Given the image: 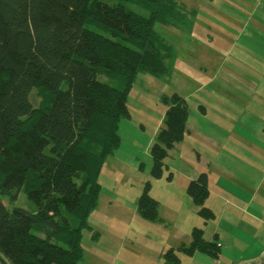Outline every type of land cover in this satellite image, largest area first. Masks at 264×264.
Segmentation results:
<instances>
[{
	"label": "trees",
	"instance_id": "16d2710c",
	"mask_svg": "<svg viewBox=\"0 0 264 264\" xmlns=\"http://www.w3.org/2000/svg\"><path fill=\"white\" fill-rule=\"evenodd\" d=\"M124 1L0 0V264L83 260L82 232L104 158L118 147L128 94L139 72L167 74L176 58L153 23L193 28L196 12L176 0H135L150 8L147 17ZM169 98L152 152L154 178L184 135L187 103L177 93ZM208 190L201 172L186 192L205 210ZM21 192L34 211L3 203ZM157 207L145 189L138 212L154 220ZM220 247L194 228L183 250L218 258ZM165 264H180L173 250Z\"/></svg>",
	"mask_w": 264,
	"mask_h": 264
},
{
	"label": "rangeland",
	"instance_id": "374dc122",
	"mask_svg": "<svg viewBox=\"0 0 264 264\" xmlns=\"http://www.w3.org/2000/svg\"><path fill=\"white\" fill-rule=\"evenodd\" d=\"M176 1L196 12L193 28L181 31L158 21L153 23V30L174 50L176 58L167 74L139 72L128 94V115L118 123V147L106 155L101 166L97 205L83 229L84 258L77 264H165L172 250L180 264H232L236 251L234 177L253 182L251 190L264 187V88L256 90L259 98L255 100V90L240 80L242 87L235 82L239 77L234 76V60H239L236 73L249 75L246 55L238 57L247 40L234 34H240L242 23L264 20V0ZM240 2L250 3L251 8L239 6ZM124 3L128 10L150 16L146 4L135 0ZM169 62L166 60V67ZM173 93L187 103L184 135L168 150L161 175L154 178L153 147ZM234 115L239 119L249 115L251 126L243 129ZM234 133L241 141L253 144L252 151H236L241 158L234 155ZM215 143L220 146H213ZM201 172L208 174L205 210L186 192L189 180ZM145 189L158 202L154 220L137 209ZM257 195L246 192L245 201L249 203L251 196L254 200L250 212L259 209ZM3 203L9 208L35 210L22 192L15 200ZM194 228L201 230L205 240L217 235L221 244L218 258L183 250L193 238Z\"/></svg>",
	"mask_w": 264,
	"mask_h": 264
},
{
	"label": "crops",
	"instance_id": "0c3cea01",
	"mask_svg": "<svg viewBox=\"0 0 264 264\" xmlns=\"http://www.w3.org/2000/svg\"><path fill=\"white\" fill-rule=\"evenodd\" d=\"M238 5L247 9L251 8L248 2H240ZM248 15L250 19H253L249 12ZM242 24L239 26L240 34L234 35L247 40V47L239 51L238 57L240 59V54L246 55L244 59L247 61L246 70L249 75L248 77L239 76L236 73L239 60H234V76L239 77V80L235 79V82L243 84L242 87H244V83L240 80L246 81L247 86L255 90V94L252 93V95L257 100L259 96L256 90L264 88V20L247 24L248 26L246 23ZM243 34L245 37L242 36ZM192 38L197 40L194 36ZM234 120L238 121L237 125H243V129L251 126L249 115H243L240 119L238 115H234ZM213 146H220V144L215 143ZM238 149L252 151L253 144L241 141L239 134L234 133V155L241 158V154L236 153ZM253 186V182L234 177V248L236 251H234V259L230 260L232 264H264V187L260 186L258 189L251 190ZM246 192L250 195L251 193L258 194L256 198L259 202V209L256 212H250L249 207L254 200H251V196L247 203L245 201ZM214 236L217 237V235ZM194 260L191 257L190 262L194 263Z\"/></svg>",
	"mask_w": 264,
	"mask_h": 264
}]
</instances>
